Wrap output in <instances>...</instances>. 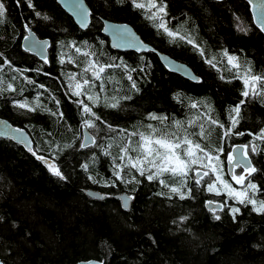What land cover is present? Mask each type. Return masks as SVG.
Here are the masks:
<instances>
[{
	"label": "trees",
	"instance_id": "16d2710c",
	"mask_svg": "<svg viewBox=\"0 0 264 264\" xmlns=\"http://www.w3.org/2000/svg\"><path fill=\"white\" fill-rule=\"evenodd\" d=\"M85 2L90 23L80 29L56 0H0L5 4L0 17V117L25 129L35 154L53 160L63 176L54 175L19 144L0 138L3 264H76L88 259L104 264H264V212L229 196L211 169L198 163L185 177L165 173L151 181L147 175L155 169L141 176L124 167L125 182L113 175L114 164H128L127 158L119 159L123 138L132 132L149 133V124L164 126L149 118L155 114L167 117L165 124L171 130L175 121H181L193 133L194 142L219 157L223 180L237 191L247 189L258 203L264 201V139L254 138L264 130V84H257L255 95L251 88L248 97L241 95L247 68L253 75H264V35L255 27L248 4L155 0L156 7H151L152 0H135L145 5L139 9L133 0ZM160 6L166 15H159L175 36L157 27L159 19H149ZM102 19L130 24L155 49L189 65L199 81L168 71L153 52L111 49L101 31ZM24 24L39 38L49 39L47 61H36L19 47ZM225 52L237 57L239 68L229 64ZM89 61L113 67H106L96 79L91 69L84 71ZM85 79L92 86L84 85L80 96L73 95L75 84ZM24 103L27 107H19ZM112 103L117 107L107 106ZM193 103L197 107L192 108ZM85 104L101 119L84 113ZM238 104L236 116L231 109ZM209 116L218 123L211 124ZM233 117L238 120L234 128ZM85 120L95 127L85 126ZM201 124L204 138L198 135ZM108 125L115 131H109ZM83 127L93 137L88 146L82 145ZM229 128L231 134L225 136ZM237 143L248 145L256 169L250 183L256 189L229 180L226 156ZM202 163L207 164V159ZM85 164L87 169L82 167ZM195 169L209 175L196 183ZM214 181L215 190L209 191L208 184ZM174 187L178 193L171 191ZM86 189L103 196L91 198ZM123 192L132 197L127 210L116 197ZM208 201L222 206L210 210L205 206ZM232 208L239 211L232 213Z\"/></svg>",
	"mask_w": 264,
	"mask_h": 264
},
{
	"label": "snow or ice",
	"instance_id": "6c2138e0",
	"mask_svg": "<svg viewBox=\"0 0 264 264\" xmlns=\"http://www.w3.org/2000/svg\"><path fill=\"white\" fill-rule=\"evenodd\" d=\"M31 6V4H29ZM133 6L139 9L145 8V5L142 3H136L135 0H133ZM151 7H156L155 0H152ZM5 14V4L0 3V17H3ZM166 15L165 9L163 6H160L158 8V11L156 13H152L149 16V19L156 20L159 19L160 23L157 25L158 28H162L169 36H175L176 33L173 31H170L164 21L161 15ZM39 15V14H37ZM2 22V21H0ZM27 39V37H26ZM191 43V41H189ZM77 52H80L79 48H76ZM203 54V53H202ZM2 55V54H0ZM85 56H88V53H84ZM227 57L228 62L230 65H232L234 68H239L240 65L238 63H235L237 61V57L228 55L227 52L223 54ZM63 62V61H62ZM211 63V61H208ZM5 63H8V61H5ZM215 66V65H213ZM106 67H113V65H99L89 61L88 62V68H85V72H87L89 69L92 70L93 77L96 79H100V74L105 72ZM223 79V77H221ZM70 79H74V77H70ZM129 80H132L131 76H128ZM258 83L264 84V75H253L251 68H247L243 75V85H244V91H242L241 95L244 97L249 96V88L252 90V94H257L256 86ZM84 85L92 86L90 80H83V83L77 82L75 84V88L77 91L73 92V95L80 96L82 94V90ZM12 87L11 84L8 85V88L10 89ZM102 87V85H101ZM132 87L135 88V82L132 83ZM89 100H95L97 97L89 96ZM83 103V102H81ZM241 104L244 103V101L240 102ZM112 108L117 107V103H112L111 105H107ZM19 107L24 108L27 107V104H20ZM192 108L197 107L195 103L191 105ZM34 110V109H29ZM83 112L84 113H90L92 116H95L96 120H100L101 118L99 116H96V114L92 111V109L88 105L83 106ZM231 112L235 113L236 116H239L240 113V105L238 104L235 108L231 109ZM55 114V113H53ZM62 116V113H61ZM150 119L152 120H159L161 125H164L163 127H154L152 124L147 125L148 129H150L149 133L145 134L144 132H132L129 134L128 137L123 138L124 141L122 142L120 147V152L122 155L119 156V159L121 161L125 160L127 158L128 164L127 165H115L113 169V175L116 177V179L121 180L122 182H125L123 180V177L121 176V172L123 171L124 167H131L133 169H136L141 176H144L146 172H151L152 169H155V172H152L151 174L147 175V179L149 181L156 179L159 176H162L165 173L171 174L173 177H185L187 176L188 171L191 169L192 165L201 164L205 168L211 169L213 172L217 173L216 175V181H219V183L227 190L229 196L233 197L234 199H237L239 203L241 204H252L254 206V210L258 212H264V201H260L259 203L248 197L247 189L244 191H237L235 188L232 187L231 184H229L227 181L223 180L219 175V157L213 156L211 154L210 150H206L205 147H202V145L198 142H194L193 139L190 137L193 135V133H190L187 131L186 128L182 127L181 121H175L176 128L175 130H171V125H166L165 121L167 120V117L163 116H156L155 114H151ZM211 124H217V120L212 119L210 116L208 117ZM103 123V121H101ZM189 123H192L191 121ZM238 123V120L233 117L232 118V127L234 128L235 125ZM84 125L89 128H94L95 124L91 120H85ZM221 128L224 127L223 124L219 125ZM200 132L199 136L201 138L205 137V128L204 125L201 124L200 126ZM109 131H115V129L112 128L111 125H108ZM121 132H124L126 130L121 129ZM231 134V128H229L224 135L227 136ZM239 135H243V133H238ZM210 135V133H209ZM251 135V133H249ZM133 136H139V140L132 141L131 137ZM255 139H264V130H261L260 134L254 137ZM135 143V147H132V144ZM109 148L112 147L110 144L108 146ZM243 148H247L248 145L242 146ZM135 152V157L129 155V152ZM215 151H222V149H215ZM252 151H256V148L253 147ZM198 153H203V156L199 155ZM105 155H111L110 152L105 150ZM35 155V153H34ZM247 155V154H245ZM37 159L43 160V157H37ZM116 158H114L115 160ZM207 159L208 163L203 164V160ZM235 160V157L230 153L228 155V161L231 164ZM215 161V163H213ZM236 167H244L242 164L237 163L235 165ZM49 170L56 176H59L63 178L61 172L58 168H56L55 165L49 164L48 165ZM82 167L87 169L88 165L85 164ZM256 169L254 167H244V172L247 175H234L233 178L235 179L237 184H243V182L247 179V176H250L252 173H254ZM209 173L205 171L203 173V176H208ZM89 179H93V177H89ZM132 180L135 181V177H132ZM131 182V181H129ZM138 182V181H136ZM161 184H164L167 187V184L164 180L160 181ZM196 183H200L199 180L196 181ZM216 182H212L208 184V190L213 191L215 190ZM249 188L256 189V185L249 183ZM172 192L178 193V188H172ZM219 194V192H217ZM181 198H184L183 193L180 194ZM258 203V206H257ZM232 213H236L239 211L238 208H232ZM216 219H220L219 216H216Z\"/></svg>",
	"mask_w": 264,
	"mask_h": 264
},
{
	"label": "water",
	"instance_id": "95a60500",
	"mask_svg": "<svg viewBox=\"0 0 264 264\" xmlns=\"http://www.w3.org/2000/svg\"><path fill=\"white\" fill-rule=\"evenodd\" d=\"M221 1V0H215ZM249 7L252 21L255 27L264 35V0H244ZM57 4L73 19L74 23L80 28L85 29L90 23V8L85 0H56ZM102 33L107 37L111 49L124 52L133 51L135 53L153 52L157 55L160 63L170 72L176 73L183 78L198 82L199 77L192 71L189 65L170 57L168 54L155 49L152 45L145 42L135 29L128 23L115 22L108 19L102 20ZM26 35L21 41L22 48L29 54L37 57L39 60L47 61L48 50L50 41L47 38H38V36L28 27H26ZM27 37V39H26ZM0 138L9 139L20 146L25 151L35 156L36 159L39 155H34L33 143L27 131L21 127L12 125L8 120L0 117ZM93 143V137L86 127L82 128V145L88 146ZM243 144H234L228 153H231L235 160L230 164L228 155L226 160V169L228 176H233V169L237 163L242 164L244 167H253L252 162L248 155H245V148ZM43 157V156H39ZM44 159H37L49 169L48 165H55L54 161L50 158L43 157ZM244 167L243 170H244ZM202 175L201 172L196 173L195 178ZM243 175H247L245 172ZM85 194L91 198L100 199L103 194L98 190L86 189ZM120 201L121 207L124 210L129 209L132 197L123 192L116 196ZM206 208L210 210L220 209L221 204L213 201L206 203ZM0 264L3 262L0 259ZM76 264H104L102 261L95 259H88L79 261Z\"/></svg>",
	"mask_w": 264,
	"mask_h": 264
},
{
	"label": "flooded vegetation",
	"instance_id": "af4514ba",
	"mask_svg": "<svg viewBox=\"0 0 264 264\" xmlns=\"http://www.w3.org/2000/svg\"><path fill=\"white\" fill-rule=\"evenodd\" d=\"M25 2L27 3V0H25ZM103 20V19H102ZM103 24V23H102ZM26 27H28L27 25H23V32H24V34H23V36L20 38V41H19V47L21 48V50L22 51H24V52H27V51H25L23 48H22V45H21V41H22V39H23V37L26 35V33H27V31H26ZM29 28V27H28ZM31 29V28H30ZM32 30V29H31ZM33 31V30H32ZM34 32V31H33ZM35 33V32H34ZM20 34H21V32H20ZM36 34V33H35ZM37 35V34H36ZM39 38V37H38ZM28 53V52H27ZM31 55V54H30ZM35 57V56H34ZM36 58V61H42V60H39L37 57H35ZM246 152H247V148H246ZM243 173H244V170H243V168L242 167H235L234 169H233V176L234 175H243ZM252 175H253V173L250 175V176H247V179L243 182V184H237L236 183V181H235V179L233 178V176L232 177H229V180L231 181V183L233 184V185H236V186H246L247 184H249L250 183V179H252ZM249 182V183H248ZM252 183V182H251Z\"/></svg>",
	"mask_w": 264,
	"mask_h": 264
},
{
	"label": "rangeland",
	"instance_id": "374dc122",
	"mask_svg": "<svg viewBox=\"0 0 264 264\" xmlns=\"http://www.w3.org/2000/svg\"><path fill=\"white\" fill-rule=\"evenodd\" d=\"M232 148V147H231ZM230 152V151H229ZM226 160H227V158H226ZM198 172H201L202 173V175H200L198 178H195V175H196V173H198ZM203 173H204V171H202V170H200V169H195L194 170V180L195 181H197V180H201L202 178H204V176H203ZM230 177V176H229ZM221 188L223 189L224 187L223 186H221ZM247 194H248V197H250V193H249V191H247ZM252 196V195H251ZM222 206V205H221Z\"/></svg>",
	"mask_w": 264,
	"mask_h": 264
}]
</instances>
